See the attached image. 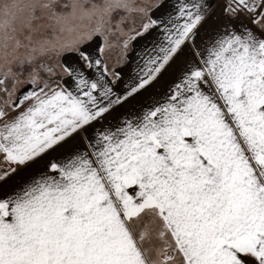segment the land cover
Returning a JSON list of instances; mask_svg holds the SVG:
<instances>
[{"label":"snow or ice","instance_id":"snow-or-ice-1","mask_svg":"<svg viewBox=\"0 0 264 264\" xmlns=\"http://www.w3.org/2000/svg\"><path fill=\"white\" fill-rule=\"evenodd\" d=\"M119 7L127 5L103 11ZM36 8L0 3L5 55L21 43L16 20L35 18ZM174 8L130 37L162 34L142 53L134 83L121 84L102 48L74 40L64 50L78 59L60 74L70 86L33 77L17 101H0V156L14 165L0 172V188L150 87L194 44L202 0ZM226 11L245 12L259 32L242 25L218 36L165 103L97 133L94 153L50 159L37 178L0 196V264H264V0H232ZM8 75L0 91L11 96ZM166 248L173 254L161 259Z\"/></svg>","mask_w":264,"mask_h":264},{"label":"crops","instance_id":"crops-1","mask_svg":"<svg viewBox=\"0 0 264 264\" xmlns=\"http://www.w3.org/2000/svg\"><path fill=\"white\" fill-rule=\"evenodd\" d=\"M137 6H140V2L145 3H155L152 5V9L148 11L149 16H144L143 18L149 22L150 19H165L167 20L168 14H175L174 5L177 0H134ZM130 2V1H129ZM204 5V16L205 19L203 23L197 29V35L194 44L189 43L184 48V53L178 56L174 62L167 68V70L155 81L150 87L141 91L139 95L135 96L129 102L124 103L116 107L113 111L106 114L103 119L97 120L92 123V125L87 128L84 132L68 140L67 143L62 144L55 151L50 152L43 160L36 164L31 165L26 169H19L15 174H13L6 183L0 188V196L5 193H11L13 191L19 190L20 187L33 178H37L40 174L44 172V165L48 160L59 161L75 152H88L94 153L95 149L91 146L94 143L93 137L105 130H113L124 126L125 121H134L138 119L143 112H146L152 107L161 105L166 102L167 98L171 95L172 91L175 90V86L179 85L191 67L193 62H199L200 57L205 54L208 46L220 35L230 30H239L242 25L251 24V17L243 11L233 13L231 11H226L228 6L225 0H202ZM161 7H157L160 5ZM143 4V3H142ZM154 6V7H153ZM139 11L135 15H139ZM254 30L259 32V29L254 27ZM140 32V31H137ZM132 33L133 36L136 33ZM161 32L159 29H153L147 35L138 37L134 40H130L128 48L125 46H117L118 55L115 53H110V49L113 50L114 46H109L106 49L103 46H88L89 50L92 52L98 49H103L102 58L104 62L110 67L121 73L123 80L121 84L124 85L132 84L135 82L137 73L139 69L144 64V57L142 53L146 48H151L154 44L160 42ZM194 50L200 55H193ZM65 51V50H64ZM69 54L65 52L64 56ZM60 60L59 67L63 66L69 60L78 59L76 56H72L69 59ZM62 71V70H61ZM56 72V71H55ZM51 76H41L38 77L40 84L48 82L55 85H71V81H62L60 79L61 73H55ZM17 78V77H16ZM21 81H16L15 86L12 89L11 96L0 91V101H4L7 104H12L17 101L22 92L19 90L24 89L25 91L31 90L30 86L27 87L25 83L28 80L25 77H20ZM29 78V77H28ZM30 79V78H29ZM19 84V85H17ZM23 85V86H20ZM25 85V86H24ZM29 88V89H28ZM24 92V91H23ZM27 107L25 104L19 109H9V118L15 117L19 112L24 111ZM10 165L4 162L2 156H0V172L7 171ZM172 249L166 248L161 252V259L164 256L172 255Z\"/></svg>","mask_w":264,"mask_h":264},{"label":"rangeland","instance_id":"rangeland-1","mask_svg":"<svg viewBox=\"0 0 264 264\" xmlns=\"http://www.w3.org/2000/svg\"><path fill=\"white\" fill-rule=\"evenodd\" d=\"M4 2L37 5L35 18L24 12L16 20L15 36L20 40V46L12 41L6 50L7 55L0 48V79L9 74L3 85L9 92H12L17 80H22L20 77H25L28 80L25 85L32 88L29 82L33 77L51 76L49 69L53 73H62L59 64L66 52L64 48L74 40H86L88 46H103L106 49L114 46L110 53L118 55L117 46H124L125 41L133 37L132 33L143 30V25L148 23L143 17L149 16L148 11L155 4L142 1L137 6L134 0H0V3ZM116 3L127 7L103 11L107 5ZM44 4L51 6L45 8ZM137 11L139 15H135ZM89 12L94 14L89 15ZM97 28L101 32L97 33ZM29 36L31 40L27 39ZM70 56L75 58L69 53L62 60ZM25 90L26 87L19 92Z\"/></svg>","mask_w":264,"mask_h":264},{"label":"built area","instance_id":"built-area-1","mask_svg":"<svg viewBox=\"0 0 264 264\" xmlns=\"http://www.w3.org/2000/svg\"><path fill=\"white\" fill-rule=\"evenodd\" d=\"M225 1H227L228 4H229L230 2H232V0H225ZM233 6H235V5L233 4Z\"/></svg>","mask_w":264,"mask_h":264}]
</instances>
